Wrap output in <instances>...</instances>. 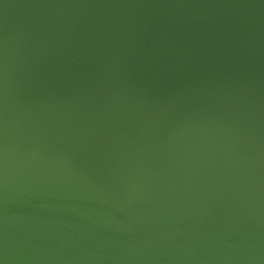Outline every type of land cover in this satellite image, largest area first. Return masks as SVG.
<instances>
[{
  "label": "water",
  "instance_id": "95a60500",
  "mask_svg": "<svg viewBox=\"0 0 264 264\" xmlns=\"http://www.w3.org/2000/svg\"><path fill=\"white\" fill-rule=\"evenodd\" d=\"M0 264H264V0H0Z\"/></svg>",
  "mask_w": 264,
  "mask_h": 264
}]
</instances>
